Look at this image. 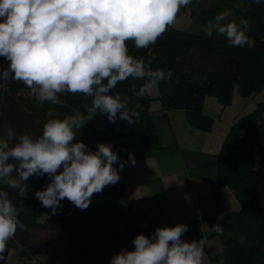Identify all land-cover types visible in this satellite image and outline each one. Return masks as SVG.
I'll return each instance as SVG.
<instances>
[{"label":"clouds","instance_id":"9594fccd","mask_svg":"<svg viewBox=\"0 0 264 264\" xmlns=\"http://www.w3.org/2000/svg\"><path fill=\"white\" fill-rule=\"evenodd\" d=\"M264 3V0H253ZM191 0H0V57L9 61L0 78L22 83L38 102L60 104V95L82 94L92 97L85 112L71 117L48 119L42 134L17 136L7 128L0 136V184L18 190L26 197L30 177L49 178L43 190L35 192L45 208L57 214L67 199L76 208L86 210L94 194L120 180L126 163L135 166V158L120 161L111 144L99 143L92 151L77 141L75 130L92 121L97 112L106 114L110 123L117 118L132 125L139 112L125 109L119 93L109 94L118 83L144 81L137 97L149 95L172 71L146 68L143 60L129 53L128 41L138 49L156 43L172 26L181 8ZM219 13L206 25L205 35L223 36L229 46L249 48L255 40L247 35L248 21L237 24ZM224 23V21H226ZM107 81V83H105ZM51 116V113H49ZM119 164V169L115 166ZM62 169V170H61ZM19 211L0 188V259L8 242L24 223ZM186 224L157 227L151 236L138 234L134 249L113 254L110 264H203L204 249L199 241L182 239ZM213 231L223 234L219 224Z\"/></svg>","mask_w":264,"mask_h":264},{"label":"trees","instance_id":"16d2710c","mask_svg":"<svg viewBox=\"0 0 264 264\" xmlns=\"http://www.w3.org/2000/svg\"><path fill=\"white\" fill-rule=\"evenodd\" d=\"M231 1L211 10L204 22L207 24L219 13L227 11ZM242 1L246 9L241 16L248 21L247 35L255 40L254 47H231L218 33L208 37L172 26L148 48L138 49L132 41L127 42L129 53L143 60L146 68L172 71L171 96L165 108L183 110L187 122L194 128L208 131L213 126V118L203 112L207 96L214 97L225 108L231 103L235 89L241 97L252 96L264 89V3ZM8 64L9 61L0 57V71ZM190 73L203 76L205 82L188 81L187 74ZM131 87L128 79L118 83L109 94L119 93L122 100L133 102L136 105L133 111L139 112V119L132 125L124 120L110 123L107 115L98 111L96 117L84 125L95 137L94 143L84 142L90 150L96 151L99 143L111 144L119 160L127 161V152L114 146L112 140L133 134L141 136L146 148L161 149L151 117V99L133 95ZM60 100V104L40 103L22 83L11 77L0 78V136L10 127L17 136L28 133L38 137L48 119L53 116L64 119L85 112V105H91L92 97L65 93L60 95ZM216 170L220 185L230 189L238 203L235 218L225 229L228 238L224 263L264 264V102H258L251 112L231 123L220 147ZM49 182L46 175L30 177L26 197L19 196L18 190L0 184V188L8 192L19 211L18 218L25 225L24 230H18L15 238L8 242L0 262L10 249L20 248V264H31L28 260L39 252L46 253L49 259L66 256L74 264H110L113 254L125 248L134 249L133 239L138 234L149 236L157 227L180 224L120 226L119 216L113 212L116 204L91 201L86 210H81L67 199L61 201L57 214L52 215V210L45 208L35 196V192L43 190ZM99 194L116 195L117 191L105 187ZM209 222L211 225L217 223L215 217ZM183 224L188 230L182 238L200 234L199 221ZM63 234L78 238L75 249L71 239L66 243L57 239Z\"/></svg>","mask_w":264,"mask_h":264},{"label":"crops","instance_id":"0c3cea01","mask_svg":"<svg viewBox=\"0 0 264 264\" xmlns=\"http://www.w3.org/2000/svg\"><path fill=\"white\" fill-rule=\"evenodd\" d=\"M170 96L171 87L166 94L158 91L144 96L151 99V117L161 149L146 148L139 134L114 137L112 144L123 148L128 159L132 154L136 163L135 166L130 162L126 163L119 173L118 183L106 186L117 191L116 195H106L105 201L98 199L99 201L94 202L116 204L113 212L118 214L120 226L199 221L200 234L182 239L199 241L205 252L203 264H225V244L228 238L225 229L234 220L238 203L234 193L220 185L216 161L222 141L234 120L223 121L219 115L220 129L215 134L216 119L204 111L205 98L203 112L213 118V126L208 131L194 128L187 122L183 110L165 108ZM215 103L216 107L220 106L217 101ZM135 108L133 102H125L124 110L132 112ZM221 109L224 110L222 107ZM88 135V142L94 143V135ZM115 166L119 169V164ZM211 217L216 218V224L221 226L223 234L213 231V225L209 222ZM153 233L154 231L149 236ZM69 239L75 249L78 245L77 237L63 234L60 240L66 243ZM19 256L20 248L10 249L0 264H20ZM28 262L74 264L66 256L49 259L44 252H39Z\"/></svg>","mask_w":264,"mask_h":264},{"label":"rangeland","instance_id":"374dc122","mask_svg":"<svg viewBox=\"0 0 264 264\" xmlns=\"http://www.w3.org/2000/svg\"><path fill=\"white\" fill-rule=\"evenodd\" d=\"M227 1L228 0H191L190 4L181 8L172 27L193 34L206 36L205 30L207 24L204 22L205 18L209 15V12L211 10H213L217 6H222ZM245 9L246 6L242 0H233L229 2L227 8L229 20H234L237 22V24H239V22L243 20L241 13ZM129 79L131 84L135 85L137 91H139V87L144 83V81L135 80L131 77ZM187 79L188 81H193V83L196 84H203L205 82L203 76L191 73L187 74ZM105 83H107V81H105ZM170 87V79H165L164 81L159 83L158 86L151 91V93H158V91H160L163 94H166V92L168 93V91L170 90ZM125 102L129 103L130 101L127 100ZM215 102L216 101L214 97L207 96L205 99L204 111L206 113H210V115H212V117L216 119L214 131V133L216 134L220 129V122L218 121L219 115H221V119L223 121H226L227 119L232 121L238 119L242 115L251 112L258 102H264V89L249 97H241L235 89L232 95L231 103L226 106L224 110H222L220 106L216 107ZM88 132L90 131H88L85 126L80 129H76L75 135L77 141L88 142V134H92ZM105 198H107L106 195L94 194L91 198V201H105ZM62 236L63 235L59 236L57 239L61 241L60 239H62Z\"/></svg>","mask_w":264,"mask_h":264}]
</instances>
